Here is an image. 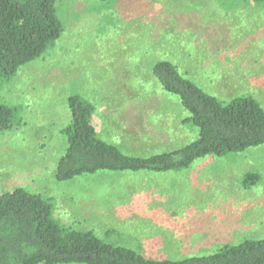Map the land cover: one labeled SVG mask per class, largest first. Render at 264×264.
Returning <instances> with one entry per match:
<instances>
[{"label": "rangeland", "instance_id": "obj_1", "mask_svg": "<svg viewBox=\"0 0 264 264\" xmlns=\"http://www.w3.org/2000/svg\"><path fill=\"white\" fill-rule=\"evenodd\" d=\"M56 12L61 37L0 86V104L16 115L15 130L0 132V195L22 187L49 198L63 227L147 257L208 256L264 239V146L180 171L54 177L71 95L96 106L100 135L129 156L198 139L189 113L153 76L160 60L210 95H251L264 108V2L57 0ZM248 173L259 174V184L243 186Z\"/></svg>", "mask_w": 264, "mask_h": 264}, {"label": "trees", "instance_id": "obj_2", "mask_svg": "<svg viewBox=\"0 0 264 264\" xmlns=\"http://www.w3.org/2000/svg\"><path fill=\"white\" fill-rule=\"evenodd\" d=\"M56 2L0 0V86L11 82L23 66L43 57L61 37ZM152 73L162 89L189 113L185 122L198 129V139L171 152L129 156L100 135L94 125L96 106L71 95L67 100L70 122L61 133L67 148L56 165L57 182L102 170L180 171L200 158L264 146V108L251 95L223 100L210 95L168 60L157 61ZM15 120V110L0 104V132L15 130ZM260 181L259 174L248 173L243 186L251 188ZM54 210L51 199L22 187L0 195V264H264V239L227 244L208 256L179 260L147 257L106 243L92 231L63 227Z\"/></svg>", "mask_w": 264, "mask_h": 264}, {"label": "crops", "instance_id": "obj_3", "mask_svg": "<svg viewBox=\"0 0 264 264\" xmlns=\"http://www.w3.org/2000/svg\"><path fill=\"white\" fill-rule=\"evenodd\" d=\"M196 246H197V245H196ZM196 246H193V247H190V246H189L187 249L191 251V250H193ZM184 252H185V251H184ZM182 256H183V257H189L188 255H182ZM160 257H163V258H164V257H165V258H169L168 255H164V256H160Z\"/></svg>", "mask_w": 264, "mask_h": 264}]
</instances>
